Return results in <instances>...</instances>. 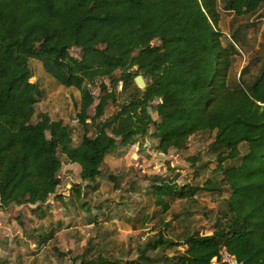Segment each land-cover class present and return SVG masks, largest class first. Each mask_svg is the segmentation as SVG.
<instances>
[{
  "label": "trees",
  "instance_id": "16d2710c",
  "mask_svg": "<svg viewBox=\"0 0 264 264\" xmlns=\"http://www.w3.org/2000/svg\"><path fill=\"white\" fill-rule=\"evenodd\" d=\"M263 4L229 0L226 8L246 16ZM221 20L219 0H0V211L25 207L34 214L52 197L64 202L58 191L60 156L80 167V183L72 190L82 199L99 190L98 178L112 152L151 135L167 155L172 149L188 150L197 134L212 133L209 152L217 158L220 181L179 186L174 178H157L150 192L169 212L171 201L201 192L220 195L227 188V220L211 235L174 241L160 232L137 260L88 251L70 260L212 264L226 247L242 264H264V65L249 86L230 84L238 51L232 40L225 45ZM233 38L238 41L236 33ZM73 49L81 50L80 58L71 54ZM31 60L61 86L80 92L77 120L85 132L78 145L62 120L42 113L34 122L43 91L32 82ZM138 76L147 81L145 89L136 84ZM97 86L99 98L93 91ZM111 104L117 111L103 119ZM243 144L248 148L244 156ZM188 160L195 164L199 158ZM236 160L239 165L225 166ZM104 215L99 212L91 221ZM171 249L177 251L169 254ZM149 250L162 255L151 258Z\"/></svg>",
  "mask_w": 264,
  "mask_h": 264
},
{
  "label": "rangeland",
  "instance_id": "374dc122",
  "mask_svg": "<svg viewBox=\"0 0 264 264\" xmlns=\"http://www.w3.org/2000/svg\"><path fill=\"white\" fill-rule=\"evenodd\" d=\"M228 2L219 0L224 43L228 46L231 40L234 41L238 51L230 84L237 86L243 82L249 86L259 77L264 65V4L255 14L237 16L227 10ZM234 33L238 41L233 38ZM71 54L80 58L82 52L73 49ZM30 65L34 76L32 82L43 91L34 122L42 113L52 120H62L72 129L74 145H78L85 132L77 120L80 92L61 86L45 72L40 62L31 60ZM121 90L122 84L118 92ZM93 91L96 98L101 96L98 86ZM116 111L117 107L111 104L103 119ZM90 115H95L94 107ZM152 116L157 118L155 112ZM91 132L94 134V130ZM214 136L212 133L197 134L191 138L188 150L172 149L167 155L157 149L158 140L151 135L140 138L137 144L107 156L104 175L97 181L99 190L95 194H85L82 199L72 190V186L80 183V167L70 165L64 156H60L64 166L58 191L66 200L61 202L53 197L43 209L44 216L43 212L34 211L33 214L26 208L16 210L11 218L0 211V259L3 264H72L66 254L76 257L88 251L91 255L102 253L131 261L137 260L140 251L157 239L160 232L174 241H183L193 234L211 235L217 224L227 220L225 209L230 196L227 188L220 195L201 192L189 200L171 201L169 212H163V208L156 205L150 192L159 184L158 179L166 177L174 178L179 186L202 187L208 180L220 181L223 174L216 172L217 158L209 152ZM247 152V145H241L242 156ZM194 157L199 158L198 163L188 160ZM239 164L240 160H236L225 166ZM100 204H104L101 211L98 209ZM86 209L105 215L98 216L97 223L89 224L93 215H88ZM50 235L51 239L46 240ZM179 249L184 250L183 247ZM176 251L171 249L168 253ZM148 254L151 258L162 255L151 250Z\"/></svg>",
  "mask_w": 264,
  "mask_h": 264
},
{
  "label": "built area",
  "instance_id": "2783aa9c",
  "mask_svg": "<svg viewBox=\"0 0 264 264\" xmlns=\"http://www.w3.org/2000/svg\"><path fill=\"white\" fill-rule=\"evenodd\" d=\"M212 264H242L235 255H232L226 247H224L218 256L212 259Z\"/></svg>",
  "mask_w": 264,
  "mask_h": 264
},
{
  "label": "crops",
  "instance_id": "0c3cea01",
  "mask_svg": "<svg viewBox=\"0 0 264 264\" xmlns=\"http://www.w3.org/2000/svg\"><path fill=\"white\" fill-rule=\"evenodd\" d=\"M106 161H107V158H106ZM105 164H106V162H105ZM70 165H74V164H70ZM77 166H78V165H77ZM104 167H105V165H104ZM80 170H81V169H80ZM79 173H80V172H79ZM59 194H60V193H59ZM52 198H53V197H52ZM52 198H51V199H52ZM65 200H66V198H65ZM50 201H51V200H50ZM50 201H49V203H50ZM48 205H49V204H48ZM48 205H47V206H48ZM22 208H23V207H22ZM24 208H25V207H24ZM44 208H45V207H44ZM44 208H43V209H44ZM18 209H21V208H18ZM18 209H15L13 212L6 213V215H7L8 217L11 218V217H12L11 214H12V213H15V211L18 210ZM26 209H27V208H26ZM27 210H29V209H27ZM29 211H30V210H29ZM41 212H43V210H42ZM41 212H40V213H41ZM3 213H4V212H3ZM40 213H39V214H40ZM84 213H85V211H84ZM85 214H86V213H85ZM88 215H89V214H88ZM90 215H93V216L97 215V214H96V211H95V210L91 211ZM43 216H44V212H43ZM20 217H21V216H20ZM21 221H23L22 218H21ZM95 222L97 223V221H95ZM89 224H94V222H93V221H89ZM53 225H54V224H53ZM68 257H69V259H70V256H68ZM71 257H72V256H71ZM1 261H2V260H1ZM2 262H3V261H2Z\"/></svg>",
  "mask_w": 264,
  "mask_h": 264
},
{
  "label": "water",
  "instance_id": "95a60500",
  "mask_svg": "<svg viewBox=\"0 0 264 264\" xmlns=\"http://www.w3.org/2000/svg\"><path fill=\"white\" fill-rule=\"evenodd\" d=\"M135 82H136V84L138 85L139 88H143V89H145L146 86H147V84H146V82H145V79H144V77H142V76H138V77L135 79ZM0 202H1V199H0Z\"/></svg>",
  "mask_w": 264,
  "mask_h": 264
}]
</instances>
